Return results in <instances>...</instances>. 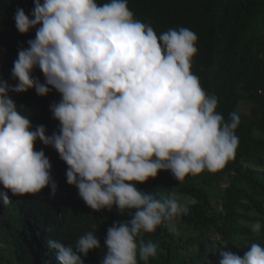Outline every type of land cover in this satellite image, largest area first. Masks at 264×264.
I'll return each mask as SVG.
<instances>
[{
	"label": "clouds",
	"instance_id": "9594fccd",
	"mask_svg": "<svg viewBox=\"0 0 264 264\" xmlns=\"http://www.w3.org/2000/svg\"><path fill=\"white\" fill-rule=\"evenodd\" d=\"M13 18L20 34L35 29V38L13 61L15 83L0 79V199L6 206L9 191L18 197L45 188L55 197L51 161L35 146L52 147L67 165V184L90 209L115 208L128 217L107 228L99 264H148L157 245L144 234L161 225L178 234L174 221L190 209L176 195L159 197L138 184L162 171L179 183L216 172L239 144V115L232 112L225 121L216 111L218 98L190 71L196 34L180 27L158 36L134 18L128 0H34L30 15L18 7ZM36 69L43 82L33 75ZM33 89L40 97L53 89L61 97L50 105L59 123L51 135L42 124L33 127L26 108L10 98ZM250 227L258 234L262 224ZM46 243L59 264H85L89 252L101 248L95 225L74 246ZM35 248L42 264L44 252L38 243ZM220 255V264H264V245L251 243L243 256Z\"/></svg>",
	"mask_w": 264,
	"mask_h": 264
},
{
	"label": "trees",
	"instance_id": "16d2710c",
	"mask_svg": "<svg viewBox=\"0 0 264 264\" xmlns=\"http://www.w3.org/2000/svg\"><path fill=\"white\" fill-rule=\"evenodd\" d=\"M18 7L30 15L34 0H0V79L9 83H15L11 69L18 50L35 38V29L23 35L17 31L13 17ZM128 7L135 19L150 24L158 36L180 27L192 30L197 53L190 71L206 93L218 98L216 111L225 121L232 112L240 119L235 130L239 144L224 168L188 175L182 183L162 171L138 184L142 191L156 190L159 197L184 194L191 198L189 213L180 216L188 231L175 234L161 225L144 234L145 242L157 245V254L148 264H220V253L225 250L243 256L251 243L264 245V0H128ZM33 75L44 81L39 69ZM10 98L26 108L23 111L33 127L46 126L48 135L58 130L50 105L61 97L54 89L46 97L33 89L10 93ZM242 101L251 104L248 113L238 111ZM256 130L263 135H256ZM35 147L43 149L51 161L56 194L52 197L49 188L18 197L9 191L11 202L6 206L0 199V264H41L36 260L37 243L44 252L42 264H59L56 251L46 241L74 246L93 225L101 248L90 251L84 261L99 264L107 228L128 217L118 215L115 208L90 209L76 187L67 184V165L58 153L39 142ZM222 182L228 184L221 189ZM212 186L220 188V204L211 205ZM256 221L262 224L258 234L250 227Z\"/></svg>",
	"mask_w": 264,
	"mask_h": 264
},
{
	"label": "rangeland",
	"instance_id": "374dc122",
	"mask_svg": "<svg viewBox=\"0 0 264 264\" xmlns=\"http://www.w3.org/2000/svg\"><path fill=\"white\" fill-rule=\"evenodd\" d=\"M251 104L249 102L242 101L238 107V111L241 113H248L249 108ZM256 135H263V132L261 131H255ZM222 189V188H221ZM209 191L211 194V205L220 204L221 197L219 196L220 188L216 186L209 187ZM182 203H187L191 200L190 197L184 195V194H178L176 195ZM176 228L178 230V233L186 232L188 231L187 226H185L182 222L180 217L176 218L174 221Z\"/></svg>",
	"mask_w": 264,
	"mask_h": 264
}]
</instances>
